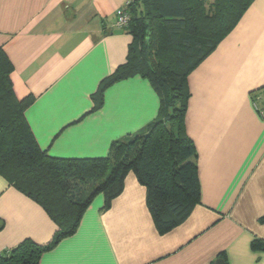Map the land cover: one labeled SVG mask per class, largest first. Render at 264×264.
<instances>
[{"label": "crops", "instance_id": "1", "mask_svg": "<svg viewBox=\"0 0 264 264\" xmlns=\"http://www.w3.org/2000/svg\"><path fill=\"white\" fill-rule=\"evenodd\" d=\"M133 0H0V49L14 65L19 100L43 152L55 158L107 157L114 142L143 133L161 101L141 76L102 82L125 65L132 36L116 27ZM185 130L197 154L201 201L161 234L147 190L130 173L104 209L98 195L76 232L38 264H264V0L188 79ZM58 227L46 210L0 174V254L25 241L46 246ZM253 243H257L254 248Z\"/></svg>", "mask_w": 264, "mask_h": 264}, {"label": "trees", "instance_id": "2", "mask_svg": "<svg viewBox=\"0 0 264 264\" xmlns=\"http://www.w3.org/2000/svg\"><path fill=\"white\" fill-rule=\"evenodd\" d=\"M256 0H133L123 30L133 38L125 65L105 79L94 97L132 77L148 80L161 101L159 118L143 133L113 143L107 157L64 159L43 152L25 112L33 97L19 100L14 65L0 49V174L41 205L56 223L52 243L25 241L0 254V264H38L43 253L73 235L98 195L104 209L134 173L147 190V205L161 234L186 221L200 204L197 154L185 130L188 79L236 28ZM254 248L257 243H253Z\"/></svg>", "mask_w": 264, "mask_h": 264}, {"label": "built area", "instance_id": "3", "mask_svg": "<svg viewBox=\"0 0 264 264\" xmlns=\"http://www.w3.org/2000/svg\"><path fill=\"white\" fill-rule=\"evenodd\" d=\"M116 16H117V21H116L117 28L123 29L129 25L131 21V17L126 10L124 9L118 10ZM261 117L264 119V110L261 111Z\"/></svg>", "mask_w": 264, "mask_h": 264}, {"label": "water", "instance_id": "4", "mask_svg": "<svg viewBox=\"0 0 264 264\" xmlns=\"http://www.w3.org/2000/svg\"><path fill=\"white\" fill-rule=\"evenodd\" d=\"M216 264H225V263H224V261H222V260H218V261L216 262Z\"/></svg>", "mask_w": 264, "mask_h": 264}]
</instances>
